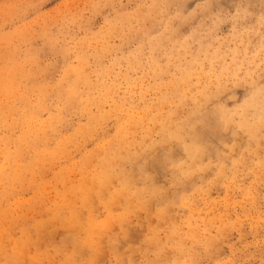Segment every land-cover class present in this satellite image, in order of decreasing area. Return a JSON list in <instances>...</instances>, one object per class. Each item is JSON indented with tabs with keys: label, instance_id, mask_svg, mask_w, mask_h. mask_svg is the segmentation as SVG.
<instances>
[{
	"label": "rangeland",
	"instance_id": "1",
	"mask_svg": "<svg viewBox=\"0 0 264 264\" xmlns=\"http://www.w3.org/2000/svg\"><path fill=\"white\" fill-rule=\"evenodd\" d=\"M262 17L0 0V264H264Z\"/></svg>",
	"mask_w": 264,
	"mask_h": 264
},
{
	"label": "bare ground",
	"instance_id": "2",
	"mask_svg": "<svg viewBox=\"0 0 264 264\" xmlns=\"http://www.w3.org/2000/svg\"><path fill=\"white\" fill-rule=\"evenodd\" d=\"M189 72H190V71H189ZM169 86H170V84H169ZM183 88H184V87H183ZM260 92H261V91H260ZM260 92H259V93H260ZM252 93H253V92H252ZM249 96H250V95H249ZM263 104H264V103H263ZM245 110H246V109H245ZM177 111H178V110H177ZM232 111H233V110H232ZM232 111H231V112H232ZM234 111H235V110H234ZM227 112H228V111H227ZM223 113H224V112H223ZM242 114H243V113H242ZM262 115H263V114H262ZM263 117H264V116H263ZM194 118H195V117H194ZM194 118H193V119H194ZM246 119H247V118H246ZM190 122H191V121H190ZM11 123H12V122H11ZM13 124H14V123H13ZM189 127H190V126H189ZM188 132H189V131H188ZM178 133H179V132H178ZM160 134H161V133H160ZM255 136H256V135H255ZM192 143H193V142H192ZM8 144H9V143H8ZM188 144H189V143H188ZM183 148H184V147H183ZM192 150H193V149H192ZM116 154H117V153H116ZM188 154H189V153H188ZM191 154H192V153H191ZM96 155H97V154H96ZM191 156H192V155H191ZM115 160H116V159H115ZM41 163H42V162H41ZM92 165H93V164H92ZM178 166H179V165H178ZM90 167H91V166H90ZM188 170H189V169H188ZM189 172H190V171H189ZM93 187H94V186H93ZM107 187H108V186H107ZM93 189H94V188H93ZM141 194H142V193H141ZM111 195H112V194H111ZM104 196H105V195H104ZM138 197H139V196H138ZM94 200H95V199H94ZM94 200H93V201H94ZM132 200H133V199H132ZM100 202H101V201H100ZM116 202H117V201H116ZM80 214H81V213H80ZM96 218H97V217H96ZM84 223H85V222H84ZM3 226H4V225H3ZM83 226H84V225H83ZM72 227L74 228V226H72ZM74 230H76V229H74ZM93 231H94V230H93ZM93 231H92V232H93ZM106 233H107V232H106ZM190 233H191V232H190ZM6 236H7V235H6ZM30 238H31V237H30ZM89 238H90V237H89ZM3 240H4V239H3ZM83 240H84V239H83ZM5 244H6V243H5ZM5 244H4V245H5ZM84 247H85V246H84ZM73 250H74V249H73Z\"/></svg>",
	"mask_w": 264,
	"mask_h": 264
},
{
	"label": "snow or ice",
	"instance_id": "3",
	"mask_svg": "<svg viewBox=\"0 0 264 264\" xmlns=\"http://www.w3.org/2000/svg\"><path fill=\"white\" fill-rule=\"evenodd\" d=\"M262 20H264V17H262Z\"/></svg>",
	"mask_w": 264,
	"mask_h": 264
}]
</instances>
